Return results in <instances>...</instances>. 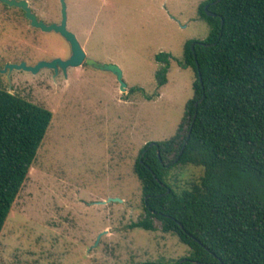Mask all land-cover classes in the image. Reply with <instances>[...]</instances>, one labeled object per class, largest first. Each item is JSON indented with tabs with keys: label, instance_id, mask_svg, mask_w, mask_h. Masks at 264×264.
<instances>
[{
	"label": "rangeland",
	"instance_id": "obj_1",
	"mask_svg": "<svg viewBox=\"0 0 264 264\" xmlns=\"http://www.w3.org/2000/svg\"><path fill=\"white\" fill-rule=\"evenodd\" d=\"M206 1L67 0L68 27L87 57L118 65L126 91L117 74L88 63L0 73V87L54 113L0 236V264H176L191 255L157 218L155 230L131 227L146 216L134 169L144 147L174 137L186 115L197 74L179 61L188 41L209 37L199 16ZM29 2L41 20L61 22V0ZM162 52L172 58L159 87ZM70 55L61 34L0 1V69ZM203 172L177 165L169 182L180 192Z\"/></svg>",
	"mask_w": 264,
	"mask_h": 264
},
{
	"label": "trees",
	"instance_id": "obj_2",
	"mask_svg": "<svg viewBox=\"0 0 264 264\" xmlns=\"http://www.w3.org/2000/svg\"><path fill=\"white\" fill-rule=\"evenodd\" d=\"M199 16L209 37L188 41L179 61L197 74L194 96L177 134L148 143L135 164L146 216L131 227L155 230L159 219L191 249L176 264H264V0H208ZM171 58L157 55L159 87ZM53 117L0 87V236ZM177 165L204 172L178 192Z\"/></svg>",
	"mask_w": 264,
	"mask_h": 264
},
{
	"label": "water",
	"instance_id": "obj_3",
	"mask_svg": "<svg viewBox=\"0 0 264 264\" xmlns=\"http://www.w3.org/2000/svg\"><path fill=\"white\" fill-rule=\"evenodd\" d=\"M2 3H5L9 6L18 7L23 9L26 13V17L31 21V25L35 28L41 29L44 32H57L61 34L70 44L71 46V55L67 59H63L61 57L54 58L52 60H42L38 62L36 65H28L26 62L20 64H8L4 69H0V73H8L13 69L18 70H25L32 73H38L44 68L52 69L59 73L62 69L65 73H68V69L71 67L81 66L84 63H88L89 65L105 70L111 71L117 74L121 84L122 90H127V84L124 81V73L123 70L116 64H105L97 62L92 58H88L86 51L84 50L81 42L79 41L77 35L71 31L68 27V3L67 0H61L62 2V20L60 23H47L44 20H41L38 15L33 11L29 0H0ZM217 2V1H216ZM208 15L214 16L215 13L210 11L208 6L205 7ZM194 49V44H193ZM199 66V64H198ZM200 99L199 102H201ZM198 106V103H196ZM156 142L150 143V146L155 145ZM187 143V141H186ZM147 150V149H146ZM146 150L144 151L143 155L145 154ZM178 159L175 160L177 162ZM170 192V190H168ZM183 259L181 263L184 261Z\"/></svg>",
	"mask_w": 264,
	"mask_h": 264
},
{
	"label": "flooded vegetation",
	"instance_id": "obj_4",
	"mask_svg": "<svg viewBox=\"0 0 264 264\" xmlns=\"http://www.w3.org/2000/svg\"><path fill=\"white\" fill-rule=\"evenodd\" d=\"M68 58V57H67ZM67 58H63V59H67ZM54 71V70H53ZM60 71H63L62 69Z\"/></svg>",
	"mask_w": 264,
	"mask_h": 264
}]
</instances>
